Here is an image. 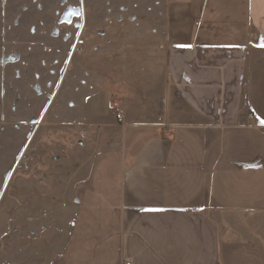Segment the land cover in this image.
<instances>
[{"label": "crops", "instance_id": "crops-1", "mask_svg": "<svg viewBox=\"0 0 264 264\" xmlns=\"http://www.w3.org/2000/svg\"><path fill=\"white\" fill-rule=\"evenodd\" d=\"M163 29L160 99L121 102L55 264H264V0H166Z\"/></svg>", "mask_w": 264, "mask_h": 264}, {"label": "rangeland", "instance_id": "rangeland-1", "mask_svg": "<svg viewBox=\"0 0 264 264\" xmlns=\"http://www.w3.org/2000/svg\"><path fill=\"white\" fill-rule=\"evenodd\" d=\"M80 3L83 18L58 24ZM165 7L0 0V264L61 258L91 164L118 139L120 128L109 125L121 102L160 99Z\"/></svg>", "mask_w": 264, "mask_h": 264}, {"label": "trees", "instance_id": "trees-1", "mask_svg": "<svg viewBox=\"0 0 264 264\" xmlns=\"http://www.w3.org/2000/svg\"><path fill=\"white\" fill-rule=\"evenodd\" d=\"M156 127H125L124 128V153L132 154L148 140L159 137Z\"/></svg>", "mask_w": 264, "mask_h": 264}, {"label": "water", "instance_id": "water-1", "mask_svg": "<svg viewBox=\"0 0 264 264\" xmlns=\"http://www.w3.org/2000/svg\"><path fill=\"white\" fill-rule=\"evenodd\" d=\"M83 15H84V13H83V6H82L81 3H80V5L78 7L68 5V6L65 7V9L63 10L61 16L59 17L58 24H61V23H71L72 20H73V18H75V17L77 18L79 16H81L83 18ZM82 27H83V22L80 24L79 32L82 31ZM77 42L81 43L82 41L78 40V37H77V41L74 43V45H73V47H72V49L70 51L69 58H68V60L65 63L64 72H65V69L68 66V62H69L70 56L73 53ZM52 97L53 96H51V98Z\"/></svg>", "mask_w": 264, "mask_h": 264}, {"label": "built area", "instance_id": "built-area-1", "mask_svg": "<svg viewBox=\"0 0 264 264\" xmlns=\"http://www.w3.org/2000/svg\"><path fill=\"white\" fill-rule=\"evenodd\" d=\"M248 116H251V113H248ZM116 118L119 120V119H120V115L117 114V115H116ZM121 264H129V263L126 262V261H124V262H122Z\"/></svg>", "mask_w": 264, "mask_h": 264}, {"label": "snow or ice", "instance_id": "snow-or-ice-1", "mask_svg": "<svg viewBox=\"0 0 264 264\" xmlns=\"http://www.w3.org/2000/svg\"><path fill=\"white\" fill-rule=\"evenodd\" d=\"M259 46L264 47V43H261ZM260 123L264 124V120H261Z\"/></svg>", "mask_w": 264, "mask_h": 264}]
</instances>
